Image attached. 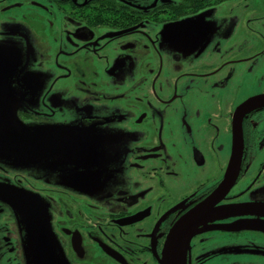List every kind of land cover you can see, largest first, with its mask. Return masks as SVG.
<instances>
[{"label": "flooded vegetation", "instance_id": "obj_1", "mask_svg": "<svg viewBox=\"0 0 264 264\" xmlns=\"http://www.w3.org/2000/svg\"><path fill=\"white\" fill-rule=\"evenodd\" d=\"M0 145L49 264H160L206 205L172 261L264 264V0H0ZM34 247L0 202V264Z\"/></svg>", "mask_w": 264, "mask_h": 264}, {"label": "water", "instance_id": "obj_2", "mask_svg": "<svg viewBox=\"0 0 264 264\" xmlns=\"http://www.w3.org/2000/svg\"><path fill=\"white\" fill-rule=\"evenodd\" d=\"M253 103H255V100H249L241 107V109L246 110ZM25 140L33 141L32 138H23V141ZM238 141L240 144L239 137ZM0 147L6 149V147L2 145H0ZM18 155L23 156L20 153H18ZM1 159L6 161L7 157H2ZM229 181L230 179L228 176L225 182L220 188H218L217 192L213 194L209 201L214 202L217 196L224 194V192L229 188ZM0 202L16 208L24 219L26 227L29 228L32 243L35 245L34 252H30V259L32 260L35 257L36 264H49L52 261L53 253L51 246H48V237L50 239V235L47 232V216L43 209L44 206L42 205L39 198H35L33 195H30L28 198L13 188L0 185ZM207 206L208 205L205 207L206 209L201 208L195 210L190 216L180 221L174 230L169 234L164 244L161 260H159L160 264L172 263L173 256L177 255L179 247L187 237L190 229L199 221H201L202 217L208 213Z\"/></svg>", "mask_w": 264, "mask_h": 264}, {"label": "bare ground", "instance_id": "obj_3", "mask_svg": "<svg viewBox=\"0 0 264 264\" xmlns=\"http://www.w3.org/2000/svg\"><path fill=\"white\" fill-rule=\"evenodd\" d=\"M171 264H175L174 260L172 261V263H171Z\"/></svg>", "mask_w": 264, "mask_h": 264}]
</instances>
